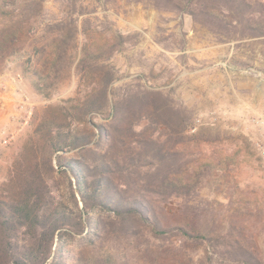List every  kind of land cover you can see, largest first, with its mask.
Returning a JSON list of instances; mask_svg holds the SVG:
<instances>
[{
  "label": "trees",
  "instance_id": "16d2710c",
  "mask_svg": "<svg viewBox=\"0 0 264 264\" xmlns=\"http://www.w3.org/2000/svg\"><path fill=\"white\" fill-rule=\"evenodd\" d=\"M45 1L0 0V50L18 41L15 28L36 23ZM58 1L66 11L25 56L36 93L49 99L74 75L75 95L45 109L0 183V264H114L102 251L108 241L146 264H264L248 218L232 215L211 233L203 209L188 204L204 174L188 169L185 144L203 132L192 112L139 77L121 82L111 59L130 36L113 31L109 42L90 46L78 26L79 0ZM115 1L97 0L103 8ZM124 1L186 14L221 42L264 38L263 0ZM177 204L193 221H173ZM197 251L204 260L190 255Z\"/></svg>",
  "mask_w": 264,
  "mask_h": 264
},
{
  "label": "rangeland",
  "instance_id": "374dc122",
  "mask_svg": "<svg viewBox=\"0 0 264 264\" xmlns=\"http://www.w3.org/2000/svg\"><path fill=\"white\" fill-rule=\"evenodd\" d=\"M76 8L82 11L78 26L90 46L109 42L113 31L130 36V43L111 59L121 82L139 77L147 88L168 92L192 112L194 130L203 132L185 144L188 169L204 174L188 204L203 209L201 220L211 233L226 229L232 215L248 218L255 251L264 263V38L221 42L190 16L144 3L116 0L103 8L97 0H79ZM64 11L62 2L46 0L36 23L15 28L18 41L0 50V133L14 134L10 144L0 146V183L45 109L75 95L74 75L58 83L49 99L36 93L25 56L44 39V25ZM29 27L37 28L36 36ZM20 104L31 113L26 125L17 110ZM57 182L67 198V180ZM172 209L176 223L193 221L192 210L183 213L178 204ZM116 246L108 241L102 249L114 255V264H146L129 246ZM73 249L91 259L85 249ZM190 255L204 260L203 251ZM177 264L189 262L182 258Z\"/></svg>",
  "mask_w": 264,
  "mask_h": 264
},
{
  "label": "built area",
  "instance_id": "2783aa9c",
  "mask_svg": "<svg viewBox=\"0 0 264 264\" xmlns=\"http://www.w3.org/2000/svg\"><path fill=\"white\" fill-rule=\"evenodd\" d=\"M17 110H18V112L20 114L23 112L24 117H22V119H24V120H23L22 124L23 125H26L27 122H28V120H29V118H30V115H31L30 111H27V109H25V107L22 104H20L17 107ZM13 140H14V134L12 132H9V131H7L5 129H3L1 131V133H0V146H2V145H8Z\"/></svg>",
  "mask_w": 264,
  "mask_h": 264
}]
</instances>
